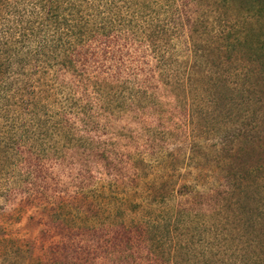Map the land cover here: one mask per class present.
Returning a JSON list of instances; mask_svg holds the SVG:
<instances>
[{"label": "rangeland", "instance_id": "374dc122", "mask_svg": "<svg viewBox=\"0 0 264 264\" xmlns=\"http://www.w3.org/2000/svg\"><path fill=\"white\" fill-rule=\"evenodd\" d=\"M137 1H92L114 40L88 41L91 12L66 59L48 26L51 69L36 43L4 67L0 264H264V14ZM35 81L47 92L20 107Z\"/></svg>", "mask_w": 264, "mask_h": 264}, {"label": "trees", "instance_id": "16d2710c", "mask_svg": "<svg viewBox=\"0 0 264 264\" xmlns=\"http://www.w3.org/2000/svg\"><path fill=\"white\" fill-rule=\"evenodd\" d=\"M92 1L93 0H73V4L69 5L67 4V1L64 0H0V77L7 73V71H3L4 67L9 68L12 60V54L17 51L18 45L20 44L24 45V48L26 49L34 45V43L38 44L36 47L40 49V53H34L41 56L42 52L44 55V58L41 56L44 60L43 66L38 67L51 69V67L55 66L54 64H51L50 61L46 60L48 55L51 54V50H53L50 41H48V26L51 32L50 37L57 32H62L67 35L68 40L59 41L58 44H60L59 48H62L60 51L63 50L67 53L65 59L69 55H72L76 48H72L71 46L78 41L80 44L86 42V37L91 32L88 28V16L91 12H96L97 16H100L105 23H103V26L100 28L97 27L96 32L93 33V36L88 41L91 42L97 38L99 40H102L103 38L110 39L111 37V39L114 40V33H116V31L118 33V30H116L115 27H113L112 31L108 30L109 24L104 18V12L107 11V9H104L103 5L101 8L99 5L96 6L95 4L97 8L92 10L95 3ZM140 1L141 2L138 0V4H136V6L139 7L138 11L140 12H142L144 8L151 7L150 4L157 2L154 1L153 3H150L149 0ZM246 1L251 4V6L245 8L246 10H254L253 15H256L257 13H259V15L264 14V0ZM173 4H176V0L167 1L165 5L163 3L164 6H171ZM229 5L230 0H227V6ZM164 6L163 8H166ZM141 7H143V9ZM76 8H78V11H76ZM99 8L102 9L101 12L98 10ZM72 11H75L77 14H73ZM44 14L46 16L43 18ZM28 15L32 16L34 20H27L24 18V16ZM259 15L256 16L260 17ZM74 19H79V22L77 21L76 24ZM158 24L160 25V23ZM164 28L166 29L165 26ZM263 40L264 38L262 39V43L259 48H256L255 50L252 49L254 56H258L259 54L264 56ZM237 44L238 42L235 40L231 42V46H237ZM147 45L148 48H150L149 51L154 61L156 63L161 62L163 58L161 45L156 41H154V43L149 41ZM251 47L253 48L252 44ZM55 50L57 51L56 48ZM69 50H71V52H69ZM65 62L67 64L74 65L76 61L74 60L73 62V59L70 58L65 60ZM87 78L90 79L89 77ZM35 82H27L25 87L21 86L17 88V102L21 104L20 107L24 105L25 107H29V99H38L40 98V94L47 92L45 84H39L40 82L37 83V81ZM83 108L85 109V107ZM47 121H51V119L47 117ZM57 126L63 127L61 121L56 122L53 125V127Z\"/></svg>", "mask_w": 264, "mask_h": 264}]
</instances>
